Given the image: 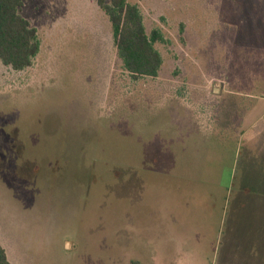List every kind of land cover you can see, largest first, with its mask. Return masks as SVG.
<instances>
[{
  "label": "rangeland",
  "instance_id": "1",
  "mask_svg": "<svg viewBox=\"0 0 264 264\" xmlns=\"http://www.w3.org/2000/svg\"><path fill=\"white\" fill-rule=\"evenodd\" d=\"M163 41L122 67L97 0H24L0 62V244L12 264H264V0H127Z\"/></svg>",
  "mask_w": 264,
  "mask_h": 264
},
{
  "label": "trees",
  "instance_id": "2",
  "mask_svg": "<svg viewBox=\"0 0 264 264\" xmlns=\"http://www.w3.org/2000/svg\"><path fill=\"white\" fill-rule=\"evenodd\" d=\"M24 0H0V62L19 71L30 67L39 50L36 29L22 16ZM112 28L114 45L122 67L133 79L156 76L161 55L156 41L161 33L153 29L147 34L137 3L127 0H97ZM0 264H12L0 244Z\"/></svg>",
  "mask_w": 264,
  "mask_h": 264
},
{
  "label": "crops",
  "instance_id": "3",
  "mask_svg": "<svg viewBox=\"0 0 264 264\" xmlns=\"http://www.w3.org/2000/svg\"><path fill=\"white\" fill-rule=\"evenodd\" d=\"M6 253H7V251H6ZM8 257V256H7ZM9 259V258H8Z\"/></svg>",
  "mask_w": 264,
  "mask_h": 264
}]
</instances>
